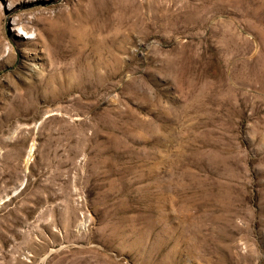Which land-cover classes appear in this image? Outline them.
Masks as SVG:
<instances>
[{
	"label": "rangeland",
	"instance_id": "obj_1",
	"mask_svg": "<svg viewBox=\"0 0 264 264\" xmlns=\"http://www.w3.org/2000/svg\"><path fill=\"white\" fill-rule=\"evenodd\" d=\"M0 264H264V0H0Z\"/></svg>",
	"mask_w": 264,
	"mask_h": 264
},
{
	"label": "bare ground",
	"instance_id": "obj_2",
	"mask_svg": "<svg viewBox=\"0 0 264 264\" xmlns=\"http://www.w3.org/2000/svg\"><path fill=\"white\" fill-rule=\"evenodd\" d=\"M14 24L16 26L17 35L24 37L26 39H29L33 35V32L29 31V29L27 30L25 23H23L21 20L18 19V21H16V23Z\"/></svg>",
	"mask_w": 264,
	"mask_h": 264
}]
</instances>
